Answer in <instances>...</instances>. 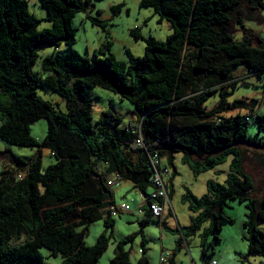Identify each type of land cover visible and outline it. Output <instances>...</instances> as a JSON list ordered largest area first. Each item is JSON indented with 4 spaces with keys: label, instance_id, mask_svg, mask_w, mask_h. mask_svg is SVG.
Listing matches in <instances>:
<instances>
[{
    "label": "trees",
    "instance_id": "obj_1",
    "mask_svg": "<svg viewBox=\"0 0 264 264\" xmlns=\"http://www.w3.org/2000/svg\"><path fill=\"white\" fill-rule=\"evenodd\" d=\"M40 1L51 23L42 31L26 0H0V137L11 145L39 150L36 156L17 159L14 171L0 173V264H47L44 249L52 257L61 256L62 264H98L115 225L108 210L114 200L109 180L119 177L130 182L148 198L159 189L151 158L171 162L175 153H182L183 162L196 174L231 158L230 174L225 185L208 182V192L200 199L189 193L183 197L194 213L186 233L179 225L169 228L166 216L153 221L174 231L179 236L177 247L187 245L188 251L187 237L208 223L200 246L202 264H211L206 238L213 237L212 246L219 243L221 223H234L225 211L229 202L245 203L249 254L264 258V231L259 229L264 223V195L256 197L255 181L244 167L243 144L264 146V114L254 99L227 100L233 93L227 88L237 87L232 72L239 66L264 82V43L249 36L236 41L230 30L243 2L256 10L264 9V0H142L141 5L152 8L161 23L170 24L172 34L165 41L146 40L144 56L130 55L129 63L110 52L111 42L92 59L71 49L76 43L72 20L93 0ZM93 21L105 28L100 19ZM237 22L245 27L243 20ZM135 34L141 38L139 29ZM41 45L69 47L67 55L44 58L41 64L47 73L44 82L66 100L67 112L37 92L42 79L33 66ZM96 88L129 101L138 126H123L122 118L110 111L102 114L95 128L90 91ZM217 93L220 100L209 109L207 103ZM235 111V116H226ZM42 119L48 133L40 142L32 137L31 127ZM250 123L258 129L254 136L249 135ZM139 132L146 149L134 147ZM43 149L56 159L47 168L42 165ZM165 188L170 198L166 184ZM145 214L143 227L152 220L147 208ZM101 220L104 232L94 246H87L89 227ZM136 236L116 244L110 264H131L126 246ZM146 243L143 238L140 264H150ZM177 251L171 254L172 264Z\"/></svg>",
    "mask_w": 264,
    "mask_h": 264
},
{
    "label": "rangeland",
    "instance_id": "obj_2",
    "mask_svg": "<svg viewBox=\"0 0 264 264\" xmlns=\"http://www.w3.org/2000/svg\"><path fill=\"white\" fill-rule=\"evenodd\" d=\"M29 11L41 21L39 30L51 28V23L47 21L48 13L42 7L40 0H26ZM79 2L81 0H78ZM142 0H93L92 5L86 12L78 13L72 20V25L76 29V43L71 46L78 55L83 58H94L95 52L105 47L109 42L112 43L110 52L120 61L130 62V55L143 57L145 54L146 40L155 38L159 41H165L172 34V29L167 21L160 22V17L155 14L152 8L141 5ZM118 7V9H113ZM245 23V27L239 25L237 18L230 27L236 41H242L249 36L254 42L264 43V9L254 10L246 1L241 4L236 16ZM100 19L104 22L105 28L101 24H96L93 19ZM139 29L140 39L136 38L135 30ZM246 31V32H245ZM69 47L66 45L51 46L41 45L37 52L39 58L33 66V71L41 77V86L37 92L44 100L51 102L57 110L68 111L67 102L58 94L54 93L44 82L47 76L42 69V60L47 57L57 58L69 53ZM104 57L103 55H99ZM245 66H239L232 72L234 81L238 82L237 87L227 88V91H233L228 97V102L233 103L236 100L250 101L256 100L259 104L258 112L264 114V82L259 81L255 76L248 74ZM249 75V76H247ZM247 76V77H246ZM240 77V78H239ZM239 78V79H237ZM245 78V79H244ZM243 81V82H241ZM92 100L93 126L104 112L115 111L122 118L123 126H138V121L133 113V105L122 100L118 95L112 92L96 88L90 91ZM219 94L213 97L207 103V107L212 109L219 102ZM245 112V111H243ZM238 111L226 114L227 117L235 116ZM1 125V121H0ZM258 129L253 124H249V135L254 136ZM48 133V124L45 119L39 120L31 127V135L36 140L42 142ZM246 159L244 167L253 177L256 185V197L264 195V152L245 146ZM36 148L17 147L9 144L0 137V173L5 166L16 169V160L22 157H32L38 155ZM183 154L175 153L174 159L170 162L166 158L161 159L163 178L170 193V202L177 219L168 220V226L171 229H177V224L184 230L192 225L194 213L190 209V203L183 202V197L188 193L194 198L200 199L208 192V182L213 181L216 184L225 185L230 174V158L225 163L205 172L196 174L194 170L183 162ZM56 163V159L48 149L42 150L43 168ZM11 170V169H10ZM13 170V171H14ZM126 183V182H123ZM115 185L113 191L117 202L126 201L130 204L134 214L122 213L115 217V225L111 233V240L108 249L99 259L98 264H110L115 256V246L118 242L125 240L128 236L137 234L135 240L126 246L130 252L131 264H140L142 257V239L147 238L146 256L150 264H160L162 249L172 251L176 247V241L179 236L165 229L151 220L148 225L142 226V218L138 214L137 205L141 202L140 194L135 190L131 183L129 186L124 184ZM226 213L234 220V223L222 222L221 231L217 233L220 242L210 244L213 237L209 236L205 241V249L210 255L209 260L216 261L217 264H264V258L249 254V242L246 240L244 222L247 220L248 209L246 204L238 201H230ZM208 227L204 224L201 231L195 236L187 237L189 251L182 248L176 252V264H202L201 234ZM259 229L264 231V223L259 224ZM104 221H97L89 227V233L85 237L87 246H94L99 236L104 232ZM142 231V233H141ZM47 258V264H62V257H52L48 250H42Z\"/></svg>",
    "mask_w": 264,
    "mask_h": 264
},
{
    "label": "built area",
    "instance_id": "obj_3",
    "mask_svg": "<svg viewBox=\"0 0 264 264\" xmlns=\"http://www.w3.org/2000/svg\"><path fill=\"white\" fill-rule=\"evenodd\" d=\"M134 147H141L146 149L145 140L139 132L137 139L134 142ZM151 165L154 170L155 178L154 181L158 185L159 189L150 194V197L146 198L142 194L141 202L137 205V211L139 215H143L145 213V208L151 212L152 220L162 221L166 215V209L169 208L172 211V205L170 202V198L168 192L165 188V184L163 181V171L161 170V162L157 160V158H151ZM123 181L119 177H113L109 180L108 185L113 190V187L116 185L122 184ZM147 204V205H146ZM111 215L113 217H117L122 213H133L132 207L130 204L123 202V203H116L115 201V193H114V200L113 204L108 208ZM134 214V213H133ZM173 215V213H171ZM174 216V215H173ZM187 247V245H185ZM172 255L170 252L163 251L160 264H172L171 262ZM211 264H217V262L213 261Z\"/></svg>",
    "mask_w": 264,
    "mask_h": 264
},
{
    "label": "crops",
    "instance_id": "obj_4",
    "mask_svg": "<svg viewBox=\"0 0 264 264\" xmlns=\"http://www.w3.org/2000/svg\"><path fill=\"white\" fill-rule=\"evenodd\" d=\"M15 163H17V162H15ZM162 161H161V167H162ZM13 170L14 168H10L9 166H5L4 167V170L3 171H5V170ZM163 171V170H162ZM124 182V181H123ZM122 182V183H123ZM130 183V182H129ZM128 182H126V183H123L124 184V186H129L128 184H129ZM133 186V185H132ZM134 187V186H133ZM137 191V190H136ZM138 192V191H137ZM116 197V196H115ZM115 201H116V203H123V201H121V202H117V200H116V198H115ZM124 202H126V201H124ZM171 213H173V215L175 214V212H174V210H173V207H172V211L169 209V208H167L166 209V223H167V225H169L168 224V220L170 219V220H173V219H177V217H176V215H175V217L173 216V215H171ZM133 214V213H132ZM141 216V218L142 219H147V216H146V214L144 213L143 215H140ZM149 223V222H148ZM148 223L146 224V225H148ZM145 225V226H146ZM177 225H179V224H177ZM163 230V229H162ZM147 239V238H146ZM176 248H178V250H180V249H182V248H184V249H186L187 250V247H184V246H181V247H177V241H176V247H175V249L174 250H176ZM146 250H148V248H147V246H146ZM173 250V251H174ZM162 251H168V250H165V248H163L162 249ZM172 251V252H173ZM188 251V250H187ZM175 257H176V255L174 256V258H173V261H174V264H176V261H175Z\"/></svg>",
    "mask_w": 264,
    "mask_h": 264
},
{
    "label": "water",
    "instance_id": "obj_5",
    "mask_svg": "<svg viewBox=\"0 0 264 264\" xmlns=\"http://www.w3.org/2000/svg\"><path fill=\"white\" fill-rule=\"evenodd\" d=\"M243 144L248 145V146H250V147H252V148H255V149H257V150H260V151L264 152V146H262V145H259V144H253V143H250V142H248V143H243ZM237 145H241V144H237Z\"/></svg>",
    "mask_w": 264,
    "mask_h": 264
},
{
    "label": "bare ground",
    "instance_id": "obj_6",
    "mask_svg": "<svg viewBox=\"0 0 264 264\" xmlns=\"http://www.w3.org/2000/svg\"><path fill=\"white\" fill-rule=\"evenodd\" d=\"M116 198V197H115Z\"/></svg>",
    "mask_w": 264,
    "mask_h": 264
}]
</instances>
